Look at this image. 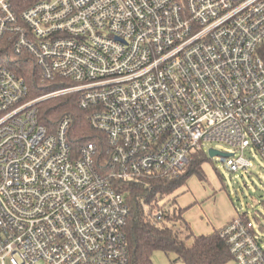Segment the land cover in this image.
Wrapping results in <instances>:
<instances>
[{"label": "built area", "instance_id": "2783aa9c", "mask_svg": "<svg viewBox=\"0 0 264 264\" xmlns=\"http://www.w3.org/2000/svg\"><path fill=\"white\" fill-rule=\"evenodd\" d=\"M6 38L65 87L31 98L0 65V264H129L119 183L178 177L207 143L237 150L220 156L232 173L249 149L264 159V0H43L20 15L0 0ZM72 94L104 150L74 152L71 119L41 123L40 102ZM221 236L234 264H264L249 219Z\"/></svg>", "mask_w": 264, "mask_h": 264}, {"label": "trees", "instance_id": "16d2710c", "mask_svg": "<svg viewBox=\"0 0 264 264\" xmlns=\"http://www.w3.org/2000/svg\"><path fill=\"white\" fill-rule=\"evenodd\" d=\"M40 1L43 0H10V5L13 12L20 15ZM260 54L264 56V44ZM0 65L26 80L31 98L65 87L58 84L60 80H43L34 60L28 55H18L8 38L0 44ZM80 99L79 94H72L40 102V121L50 130H55L61 120L71 119L68 138L74 152L79 153L90 142H96L100 150H104L106 137L90 126L88 113L80 108ZM207 160L203 151H197L178 177L118 184L131 208L125 227L129 264H154L152 256L156 252H163L167 256L175 254V261L185 264H226L233 260L227 241L221 236V229L208 235L194 236L193 243L189 244L192 228L184 219V209L171 198L187 185L191 177L204 179L202 166ZM158 212L163 213L161 219L156 218Z\"/></svg>", "mask_w": 264, "mask_h": 264}, {"label": "rangeland", "instance_id": "374dc122", "mask_svg": "<svg viewBox=\"0 0 264 264\" xmlns=\"http://www.w3.org/2000/svg\"><path fill=\"white\" fill-rule=\"evenodd\" d=\"M212 148L226 154L237 152L226 143L205 144L203 152L208 160L202 166L204 179L191 177L187 185L171 197L185 213L189 212V220L192 219L194 233L188 243L192 244L194 236L205 232L208 227L213 233V226L218 228L226 220L244 216L253 223L264 247V159L255 149H249L245 156L251 161V167L232 173L220 156L209 157ZM152 259L154 264H185L176 262L175 254L167 256L163 252L154 253ZM226 264H234V261Z\"/></svg>", "mask_w": 264, "mask_h": 264}, {"label": "crops", "instance_id": "0c3cea01", "mask_svg": "<svg viewBox=\"0 0 264 264\" xmlns=\"http://www.w3.org/2000/svg\"><path fill=\"white\" fill-rule=\"evenodd\" d=\"M185 207V206H184ZM182 209H184L183 207H182ZM189 212H184V219L190 224V226H191V228H192V231H193V233H194V228H193V224H192V219H190L189 220ZM232 220H234V219H232ZM231 219H229V220H226L225 222H223V224H220V226L218 227V228H216V227H214L213 226V229H217V230H219V229H222V228H224L225 226H227L229 223H231V221H232ZM204 222V221H203ZM209 222L212 224V222L210 221V219H209ZM205 223V222H204ZM206 224V223H205ZM215 225H219V223L217 224H215ZM210 233H212V230H211V227H208L207 228V230L205 231V232H201L200 234H198V236H200V235H208V234H210Z\"/></svg>", "mask_w": 264, "mask_h": 264}, {"label": "water", "instance_id": "95a60500", "mask_svg": "<svg viewBox=\"0 0 264 264\" xmlns=\"http://www.w3.org/2000/svg\"><path fill=\"white\" fill-rule=\"evenodd\" d=\"M208 154H209V157L210 158H215L217 156H222V157H230V156H233V154L222 153V152H220L218 150H215L213 148L209 150Z\"/></svg>", "mask_w": 264, "mask_h": 264}]
</instances>
